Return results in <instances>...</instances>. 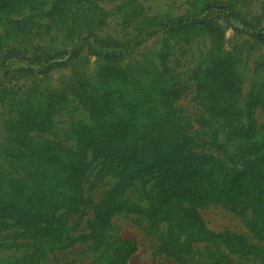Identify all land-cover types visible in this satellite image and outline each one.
<instances>
[{
	"label": "trees",
	"instance_id": "trees-1",
	"mask_svg": "<svg viewBox=\"0 0 264 264\" xmlns=\"http://www.w3.org/2000/svg\"><path fill=\"white\" fill-rule=\"evenodd\" d=\"M79 4L82 0H0V58L5 64L26 58V43L36 39V19L47 15L66 26L74 45L94 37L101 77L78 92L97 123L73 122L72 142L43 136L53 133L55 116L69 97L54 94L58 100L49 106L41 102L34 113L20 109L6 120L9 135L0 153V250H16L11 264L55 259L65 260L63 264H128L138 244L119 234L113 220L126 213L145 223L160 252L169 248L182 262L192 259L199 236H207L214 248L212 260L240 251L264 264V121L256 114L258 107L264 113V83L252 85L241 103L232 56L220 53V25L190 8L177 16H149L142 2L130 1L125 6L131 17L149 28L134 44L106 49L93 31L96 15L86 14ZM211 4L191 2L193 9L209 10ZM219 7L248 25L237 0ZM165 28L176 35L184 32L188 40L195 34L210 39L195 90L205 112L220 122L215 132L191 130L174 104L184 84L171 64L170 44L143 63H123L147 37ZM246 31L264 43V28ZM73 52L66 60L44 52L43 71L66 64ZM144 76L149 78L144 97L135 92L130 102H117L110 89L115 79L134 81L141 89L147 87L141 83ZM209 206L242 215L253 235L209 228L200 212ZM74 247L85 259L68 261L65 252Z\"/></svg>",
	"mask_w": 264,
	"mask_h": 264
},
{
	"label": "rangeland",
	"instance_id": "rangeland-1",
	"mask_svg": "<svg viewBox=\"0 0 264 264\" xmlns=\"http://www.w3.org/2000/svg\"><path fill=\"white\" fill-rule=\"evenodd\" d=\"M130 1L133 0H82V4H79L86 14L96 15L93 25H97L93 31L98 34V38H101L99 42L104 48L119 49L121 46L134 44L149 28V23L144 24L142 20L137 21L135 17H131L130 11L125 6ZM139 1L144 5L149 16L157 13L177 16L190 8L191 12L199 13V17H208L216 21L222 33L221 56L223 54L232 56L230 61L233 62L234 72L240 79L241 103L245 102L252 85L258 84L261 87L264 83V43L252 38L246 31L249 28H264V0H237V7L243 12L242 14H245V20L248 21V25L245 26L236 19L227 17L221 11L219 6L225 5L228 0H209L213 4L209 10L206 6L193 9L192 0ZM48 8L49 5L44 7L45 10ZM36 20L37 24L34 27L36 39L34 44L26 43L27 46L29 45L26 58L13 59L7 64L0 58V153L4 152L7 146L5 140L9 133L6 129V120L18 113L20 109L27 108L34 113L41 107L39 106L41 102L49 106L50 102L58 100L54 94L69 97L70 100L65 101L64 107L56 114L53 133L43 134L44 138L56 136L67 138V142H72L70 129L73 122L84 119L86 122L97 123L94 110L82 104L78 96L79 90H86L88 84L94 82L98 76L100 58L91 43L94 37L82 38L74 45L68 37L69 31L66 30V26L58 25V20L54 21L47 15L37 17ZM68 24L71 26V19ZM182 34L184 32L176 35L168 28L161 29L155 35L147 37L122 62L126 65L143 63L157 56L163 47L170 44L172 47L171 64L176 66V70L181 75L182 84H184L183 93L174 100V104L179 113L184 115L186 121L193 127L191 130L211 128L212 132L213 130L215 132V128H220V122L205 112L206 104L197 97L195 90L196 74L199 75L201 72L200 66L210 47V39L207 36L195 34L197 36L191 35L188 40L189 35L184 34V37ZM73 50L72 58L66 64L56 65L43 71L46 69L44 52L66 60ZM100 79L101 77H98L96 81ZM148 82L149 78L144 76L141 83L147 87L138 89L139 85L134 81L129 83L115 79L110 89L116 92L117 102L120 100L130 102L135 92H140L143 97L146 95L149 89ZM125 84L127 85L122 88ZM123 90H128L129 93L125 94ZM120 109L122 110V107ZM256 114L259 122H263L264 113L261 107H258ZM222 134L220 131V138ZM200 212L209 228L217 231L229 229L253 235L247 226L246 218L233 211L220 206H209L201 208ZM113 220L116 222L115 229L119 234L134 239L138 244V249L131 255L128 264H261L259 257L240 255V251L230 253V256L219 260H212L214 253L212 239L199 235L192 249L195 253L191 256L192 259L182 262L170 254L172 251L169 248L160 252L157 248V240L147 234L144 229L145 223L140 222L136 215L121 213L115 215ZM77 251L78 248L74 247L67 250L64 256L68 257V261L82 259V252H78L80 255H77ZM15 256L14 248L0 250V264H11ZM63 263L65 260L62 259H55L52 263L48 262V264Z\"/></svg>",
	"mask_w": 264,
	"mask_h": 264
}]
</instances>
